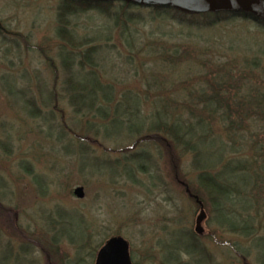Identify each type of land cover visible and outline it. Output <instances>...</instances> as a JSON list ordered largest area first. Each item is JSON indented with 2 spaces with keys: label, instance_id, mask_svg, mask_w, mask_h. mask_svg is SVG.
I'll use <instances>...</instances> for the list:
<instances>
[{
  "label": "rangeland",
  "instance_id": "obj_1",
  "mask_svg": "<svg viewBox=\"0 0 264 264\" xmlns=\"http://www.w3.org/2000/svg\"><path fill=\"white\" fill-rule=\"evenodd\" d=\"M62 4L0 0V264H94L112 236L127 241L132 264H264L257 255L264 241L254 248L252 238L218 224L193 154L161 133L106 136L104 123L70 106L56 35ZM113 19L90 11L71 27L95 38L98 74L112 87L114 103L136 97L144 129L154 107L169 102L175 109L185 90L191 101L203 92L223 103L209 116L201 101L194 103V119L206 121L218 140L202 146V161L215 165L210 175L221 176L227 162L253 160L252 169L226 178L236 195L233 208L254 206V237H264V117L251 111L239 119L234 111L264 93V24L235 17L199 27L211 19L134 5ZM225 104L233 109L228 118Z\"/></svg>",
  "mask_w": 264,
  "mask_h": 264
},
{
  "label": "trees",
  "instance_id": "obj_2",
  "mask_svg": "<svg viewBox=\"0 0 264 264\" xmlns=\"http://www.w3.org/2000/svg\"><path fill=\"white\" fill-rule=\"evenodd\" d=\"M114 5H117L118 8L111 13L109 10ZM131 7L133 6L123 2L63 0V4L59 8V26L56 30V35L57 39L61 42L58 55L65 69L63 86L66 88L67 101L77 114L93 117L104 123L102 132L106 136H119L124 133H129L130 135L132 133H139L142 130L148 133H161L166 135L167 139H170L173 145H178L185 152L193 154L194 163L196 162L195 165L200 169L197 180L211 201L215 217L218 219V224L226 228L230 233L239 234L243 238H252V240L255 241L254 248L258 247L260 242L264 241V237H254V235L256 236V231H259V227L254 225V223H257V210L255 211L253 209L254 206H251L238 213L237 209L233 208L234 204L232 205V203H235L234 198L236 195L232 184L228 182L226 178L227 173H240L252 169L253 160H251V163L248 162V164L245 165L241 164V166L240 164L234 166L231 160L225 164L221 176H219V173L210 175L207 170L212 167L214 168L215 165L202 161L204 156L202 146L216 145L218 140L212 136L209 124L206 121L202 118L194 119V115H192L194 103L196 100L201 101L203 105V110L201 112L208 111V113L205 114L208 116L210 115L209 111L214 112L219 107H222L221 105L223 103L214 98L213 95L207 98L204 96L203 92L198 94L195 101H191V92L185 90L182 101L179 103L174 102V104L176 111L181 109L185 114L189 113V115H186V118H184L183 114H178L175 109L171 108V103L168 102L167 105H162V103H160L158 107H154L156 111L151 114V119H148L150 122L148 123L147 129H144L143 127L146 125V121L139 117L142 107H140V103L136 97L129 96L132 104H124L123 102L114 103V91L112 87L102 83L101 77L98 74L100 67L97 47L92 45V43L95 42V38H88V36L79 37L75 29L71 27L72 19L74 18L75 21L78 14L95 11L107 18L114 16L113 20L115 21L116 19H121L125 14V10ZM152 10L165 13L172 12L186 17L211 19L208 24H203L199 27L204 25L214 26L235 17L243 20H251L258 24H264V21L245 13L232 12L189 15L172 8H154ZM189 23L192 25L191 22ZM255 95L257 103L250 105L244 104L243 106L245 108L234 110L238 113L239 119H243L245 116L249 117L252 112H255L254 114L259 118L264 117V112L261 114L256 112L258 107L261 106L264 108V99L261 100V98H259V96H264V93H257ZM204 98L205 100H202ZM126 99L130 101L128 98ZM225 105L227 106V104ZM246 105L249 106V108H246ZM231 109L230 106H227L222 117L228 118ZM231 127L232 126H230V128ZM221 149V152L218 151L220 154L217 158L218 162L222 160L225 152V147ZM140 168L141 166L139 169ZM258 177L260 178V176L255 177V182L259 181ZM183 188L188 197L190 196V198H192L197 195L196 192L190 191L187 185H183ZM253 210L255 211L254 215L250 213ZM242 214H245L246 217H243ZM258 254L259 257H264L263 251L258 252L257 255Z\"/></svg>",
  "mask_w": 264,
  "mask_h": 264
},
{
  "label": "water",
  "instance_id": "obj_3",
  "mask_svg": "<svg viewBox=\"0 0 264 264\" xmlns=\"http://www.w3.org/2000/svg\"><path fill=\"white\" fill-rule=\"evenodd\" d=\"M95 1H123L142 7H171L187 14H201L208 12H245L264 19V0H95ZM74 195L83 198V190L78 187ZM197 200V199H196ZM197 203L202 207L201 203ZM203 212L196 221L195 233L202 234L201 222ZM94 264H131L128 243L120 236L108 239L99 249Z\"/></svg>",
  "mask_w": 264,
  "mask_h": 264
}]
</instances>
